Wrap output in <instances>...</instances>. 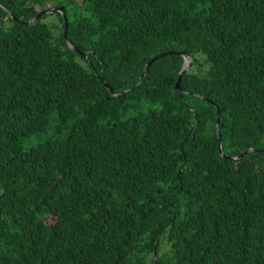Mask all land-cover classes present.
I'll return each mask as SVG.
<instances>
[{
	"label": "trees",
	"instance_id": "trees-1",
	"mask_svg": "<svg viewBox=\"0 0 264 264\" xmlns=\"http://www.w3.org/2000/svg\"><path fill=\"white\" fill-rule=\"evenodd\" d=\"M147 262L264 264V0H0V264Z\"/></svg>",
	"mask_w": 264,
	"mask_h": 264
},
{
	"label": "clouds",
	"instance_id": "clouds-1",
	"mask_svg": "<svg viewBox=\"0 0 264 264\" xmlns=\"http://www.w3.org/2000/svg\"><path fill=\"white\" fill-rule=\"evenodd\" d=\"M59 7H61V6H58V7H46L45 9H48V8H59ZM45 9H42V10H45ZM41 10H39L38 12H40ZM37 12V13H38ZM55 12V11H54ZM56 12H58V11H56ZM36 13V14H37ZM53 13V12H52ZM60 15H61V13H62V15H63V8H62V11H61V13L60 12H58ZM35 14V15H36ZM45 14H51V13H45ZM34 15V16H35ZM42 15H44V14H42ZM61 15V16H62ZM33 16V17H34ZM39 16H41V15H39ZM38 16V17H39ZM33 17H31L30 19H32ZM38 17H36V18H38ZM63 17H64V15H63ZM35 18V19H36ZM30 19H28L27 21H23V23H26V22H32V21H29ZM34 19V20H35ZM63 20V19H62ZM64 20H65V17H64ZM65 22V21H64ZM65 28H66V24L64 25V29H63V35H64V32H65ZM66 45L69 47L70 45H72L71 43H69V42H66ZM73 46V45H72ZM76 48V47H75ZM69 49H70V47H69ZM77 49V48H76ZM72 50V49H71ZM72 51H74V50H72ZM74 52H76V51H74ZM185 53L189 58H190V60H191V63H192V59H191V57L186 53V52H184V51H172V50H163V51H160V52H158L157 54H155V55H153L152 57H150L148 60H146L145 61V63H144V65H143V68H142V71H141V73L139 74V77H142L145 73H146V71H147V69H148V67H149V65L153 62V61H155V60H157V59H159V58H161V57H163V56H166V55H169V54H173V53H175L176 55H179V56H181L182 57V64H183V61H185V57L183 56V55H181L180 53ZM76 53H78V54H81V52L79 51V49H77V52ZM161 53H168V54H164V55H162V56H159V57H156V58H154L155 56H157V55H159V54H161ZM83 55V57H85V55L84 54H82ZM154 58V59H153ZM151 59H153V60H151ZM150 61V62H149ZM147 62H149L148 64H147V66H146V63ZM191 63H190V65H191ZM190 65H189V67H190ZM145 66H146V69H145V72L142 74V72L144 71V68H145ZM182 66V65H181ZM181 66H180V68H181ZM188 67V68H189ZM180 70V69H179ZM179 72V71H178ZM178 72H177V74H178ZM186 72V71H185ZM184 72V73H185ZM183 73V74H184ZM182 75V74H181ZM181 75H180V77H181ZM176 80H177V77H176ZM176 80H175V82H176ZM179 80H180V78H179ZM174 89H175V91H179L180 90V88H179V81H178V83H177V86H175V83H174ZM218 110V112H219V109L218 108H216L215 107V112ZM216 114H217V112H216ZM216 122V121H215ZM217 125V124H216ZM214 126H215V124H214ZM215 131H216V133H217V129H215ZM218 137V136H217ZM218 139V138H217ZM218 143H219V140H218ZM218 151L220 152V147L218 146ZM260 150H262V149H256V148H253V147H247L245 150H243L239 155H237V156H231L230 157V159H239L242 155H244V154H246V153H250V152H256V151H260ZM225 156V155H224ZM161 247H162V249H163V245L161 244ZM159 249V248H158ZM161 252V250H158V253L157 254H159ZM152 254L154 255V252H152ZM146 264H150V262H147Z\"/></svg>",
	"mask_w": 264,
	"mask_h": 264
},
{
	"label": "water",
	"instance_id": "water-1",
	"mask_svg": "<svg viewBox=\"0 0 264 264\" xmlns=\"http://www.w3.org/2000/svg\"><path fill=\"white\" fill-rule=\"evenodd\" d=\"M54 11H58V12L61 13V11H62V7H59V8H48V9H45V10H41L40 12H38V13H37L32 19H30L29 21H33V20H34L36 17H38L39 15H42V14H45V13H52V12H54ZM61 15H62V13H61ZM62 19H63V24L65 25V22H64L65 20H64L63 15H62ZM69 47H70V49H72V50H74V51L77 52V49H76L74 46L70 45ZM164 54H168V53H161V54L155 56L154 58L159 57V56H162V55H164ZM180 54L183 55V56L185 57V61H183V64H182V66H181V68H180V70H179V72H178V74H177V80H176V82H175V86H177V83H178V81H179L180 75L183 74V73L187 70V68L189 67V65H190V63H191L190 58H189L185 53L182 52V53H180ZM154 58H153V59H154ZM153 59H151V60H153ZM149 62H150V61H149ZM149 62L146 63V66H147V64H148ZM146 66H145L144 71L142 72V74L145 72ZM216 112L218 113V110H217ZM216 124H217V121L215 122V129H216ZM217 138H218V140H219V137H217Z\"/></svg>",
	"mask_w": 264,
	"mask_h": 264
},
{
	"label": "rangeland",
	"instance_id": "rangeland-1",
	"mask_svg": "<svg viewBox=\"0 0 264 264\" xmlns=\"http://www.w3.org/2000/svg\"><path fill=\"white\" fill-rule=\"evenodd\" d=\"M46 5H50V3L48 2ZM51 18H46V19H43V21H50Z\"/></svg>",
	"mask_w": 264,
	"mask_h": 264
}]
</instances>
